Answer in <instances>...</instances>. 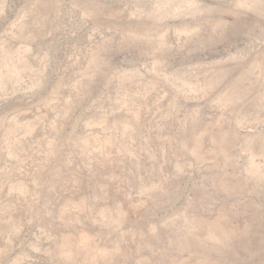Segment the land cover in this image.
Segmentation results:
<instances>
[{
	"label": "rangeland",
	"instance_id": "1",
	"mask_svg": "<svg viewBox=\"0 0 264 264\" xmlns=\"http://www.w3.org/2000/svg\"><path fill=\"white\" fill-rule=\"evenodd\" d=\"M0 264H264V0H0Z\"/></svg>",
	"mask_w": 264,
	"mask_h": 264
}]
</instances>
